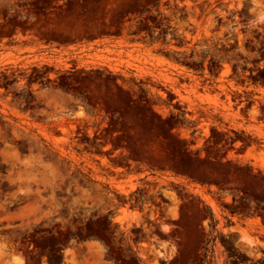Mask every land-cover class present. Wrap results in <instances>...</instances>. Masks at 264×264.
I'll return each mask as SVG.
<instances>
[{
    "label": "rangeland",
    "instance_id": "1",
    "mask_svg": "<svg viewBox=\"0 0 264 264\" xmlns=\"http://www.w3.org/2000/svg\"><path fill=\"white\" fill-rule=\"evenodd\" d=\"M0 264H264V0H0Z\"/></svg>",
    "mask_w": 264,
    "mask_h": 264
}]
</instances>
